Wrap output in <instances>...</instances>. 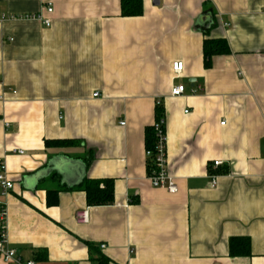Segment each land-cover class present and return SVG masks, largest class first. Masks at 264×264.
<instances>
[{
	"label": "crops",
	"instance_id": "1",
	"mask_svg": "<svg viewBox=\"0 0 264 264\" xmlns=\"http://www.w3.org/2000/svg\"><path fill=\"white\" fill-rule=\"evenodd\" d=\"M154 1L125 18L121 0H0V164L14 183L3 201L25 262L264 264V0ZM37 15L51 27L25 19ZM207 38L231 51L209 69ZM159 103L176 194L149 181ZM56 157L112 181L113 202L89 203L55 172L27 189ZM233 239L250 254L232 256Z\"/></svg>",
	"mask_w": 264,
	"mask_h": 264
},
{
	"label": "built area",
	"instance_id": "2",
	"mask_svg": "<svg viewBox=\"0 0 264 264\" xmlns=\"http://www.w3.org/2000/svg\"><path fill=\"white\" fill-rule=\"evenodd\" d=\"M48 13H52V7L47 9ZM15 19V18H12ZM27 20H37L43 23L47 28L51 27V21L44 19L42 15L26 17ZM1 21H5L6 17H2ZM184 70V64L177 62L173 65V71L176 75H181ZM185 93V87L182 85L176 86L172 89L171 96L178 98ZM95 98L100 97L99 93L94 95ZM9 125L6 124V127ZM121 126H125V123H121ZM155 135V148L154 150H147L146 157L151 161V170L149 172V181L153 188L163 189L170 194H176L178 191L177 185L174 182V178L171 176L168 166V137L165 129V121L156 122L153 126ZM23 154V153H20ZM222 166V162L215 161L214 168ZM212 186H217V177L211 176ZM14 189V183L9 179L6 171V167L0 164V261L4 263L15 264H35L34 261H23L18 255L17 251L10 246L8 239V210L4 198ZM88 210L82 211L78 214V219L82 224L88 223ZM104 249L105 247L102 246Z\"/></svg>",
	"mask_w": 264,
	"mask_h": 264
},
{
	"label": "trees",
	"instance_id": "3",
	"mask_svg": "<svg viewBox=\"0 0 264 264\" xmlns=\"http://www.w3.org/2000/svg\"><path fill=\"white\" fill-rule=\"evenodd\" d=\"M122 16L125 18L141 17L144 14L143 0H121ZM231 51L226 41L206 39L204 44L205 67H211V61L216 56L230 55ZM164 121V107L159 103L156 108V122ZM147 150H154L155 135L153 128L146 132ZM65 144V143H58ZM51 143H47V146ZM66 145V144H65ZM149 172L151 170V161L149 160ZM104 186L102 189L101 186ZM85 192L89 203H111L114 200V186L112 181H89L85 179L78 187ZM54 197V196H53ZM232 256H248L250 254V245L247 240L233 239L230 243ZM100 264H108L107 261H100Z\"/></svg>",
	"mask_w": 264,
	"mask_h": 264
},
{
	"label": "water",
	"instance_id": "4",
	"mask_svg": "<svg viewBox=\"0 0 264 264\" xmlns=\"http://www.w3.org/2000/svg\"><path fill=\"white\" fill-rule=\"evenodd\" d=\"M154 5H159V1L155 0ZM53 172L61 176L63 184L68 186H80L83 183L85 175V170L80 161L67 157H56L49 163L47 168L25 179L26 188L34 190L40 181L47 178Z\"/></svg>",
	"mask_w": 264,
	"mask_h": 264
}]
</instances>
